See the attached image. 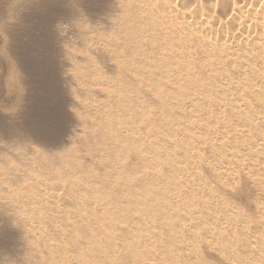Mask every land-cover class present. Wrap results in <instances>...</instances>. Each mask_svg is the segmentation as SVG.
Wrapping results in <instances>:
<instances>
[{
	"label": "bare ground",
	"instance_id": "1",
	"mask_svg": "<svg viewBox=\"0 0 264 264\" xmlns=\"http://www.w3.org/2000/svg\"><path fill=\"white\" fill-rule=\"evenodd\" d=\"M23 1L25 4L28 3L29 5L34 4V2H38L36 0H23ZM46 1H50V0H46ZM46 1L40 0L39 3L43 5L42 3L46 4ZM105 1H103V3ZM109 1L110 3L112 2L111 4L112 6L113 4L115 5L114 7H116L117 10L121 8V10L125 13V14L123 13L124 14L123 16L121 14L120 19L122 22H119L120 21L119 18H118L119 20L116 19L119 22V25H117V27H119L120 29L122 26L123 29L122 28L121 29L124 32L123 33L124 36H122L121 34V37H119V36H115L114 34L113 36L111 34L109 35L107 40L102 39L103 41L106 42L105 45L109 47V48L106 47L107 51H110V53L112 54L117 53L118 55L120 53L121 56L123 55L122 57L125 56V59H127L125 61L118 62V64L115 65V67H118L119 70L121 69V71L122 70L124 71L122 72L124 75H121V77L118 78H116L117 77L116 75L114 77L116 78V80L112 78L113 80H115L114 84L118 82L122 87L124 85V88L129 91L128 95L130 94L133 96V93L132 94L130 93L133 90L134 92L135 90L139 92H143L142 89H144V87L137 86L135 83L131 82L132 77L130 78V76H128L125 73V71L129 69V68L126 69L127 64L134 65L135 63L137 65V62L139 61H140L139 63L142 62L141 64H143L144 62L145 64L144 67L143 66L141 67V64H139L140 66L137 65L138 68L135 66L137 69L136 71H134L133 75L136 74V76H138L136 72H138L139 75L141 74L142 75L141 83L143 84L144 81L145 85L147 86V87L145 86V88L146 89L148 88L150 91L152 90V92L155 95V97L154 96L152 97H154L153 102L155 101V104L158 105V106L155 105V107H158V110L156 111V109H154L156 111L155 113H157L158 115L157 116L155 115L157 118L155 116H151L152 118L148 117V122L154 123L160 120L158 124V127L160 125L159 130L163 131L164 134L166 133L165 137H161L158 134L159 133L158 131L157 134L159 136L153 138L155 148H159V149L160 147H156V145L159 142L156 140L157 143H155L156 142L155 139L157 138L159 140L160 138L161 139L163 138L161 140L162 142H160L159 144L160 145L164 144V147L162 145L164 151L162 149L160 150L164 152L162 154L164 156L162 157L163 158L165 157L164 160L166 161V163L162 164L165 161L162 162L158 160L160 157L159 155L161 154V151L159 150L160 154L159 153H158L159 155L157 154L159 157L157 155L154 156L156 157V160L160 162L159 164H157V166L155 165L152 167L150 165L152 169L154 167H155L154 169H156V170L153 169L154 172L150 173L149 170L150 167H145V166H144L145 168L141 167L142 165H147L148 161L146 164L144 163L147 159L144 160L145 158L142 157V154H138V156L139 157L141 156L142 157L141 159L143 160L141 161L139 158L140 162L144 163L141 164L139 167H141L142 169L148 168L149 172H147V170H145V172L143 173L140 172L142 176L141 175L138 176L140 177L139 180L137 179L131 180L129 179L130 177L126 175L127 179L124 178V182L118 183L117 181L116 183V181H114L115 185H117L115 186V188H121L119 189L120 191L122 190V187L125 186H127V188L130 189L135 186L137 188V186L140 183L142 185L143 183H145V187H146V182L150 179H153L155 181L157 180V182L162 181L163 188L160 187L161 188L160 189L159 186L157 188H154V186L156 185L153 182L154 185L153 183L150 184L151 186L147 184L148 186L145 188L146 190H143L144 185L142 186L140 184L143 187V188L140 187L143 190V191L141 190L140 193H137L138 191H140L139 190L140 188L139 189L137 188L138 191H135V193L137 194H134L135 189L134 190L132 189L133 190L132 195L133 194L137 195V198L135 196L129 197L130 199L131 198L132 199L130 200L128 198L129 199L128 200L126 198L125 201L128 202V203L126 202L127 205L130 204L129 208L136 207L137 205L142 207L141 209H143V211L141 209L138 210L137 209L138 207L135 208L138 211H140L138 212L140 213V215H138L139 217H137L136 215L137 213H134L136 216L130 215L129 214L131 213L130 212L131 209H130L128 216L127 214H124L123 217L126 216L127 217L125 219L122 218L124 220L121 221L120 219L121 217H119V214L117 212L116 214L114 213V215L111 216V218L110 216L104 218L105 219L104 223L103 224L99 223V225L98 224L95 225V228H92L89 224L86 223L82 224L81 223L82 221L80 222L83 225L82 228L81 227L77 228L76 223L73 224L74 222L72 223L70 221L68 222L69 223L68 224L62 221L61 224L69 225L68 227L69 230L65 226L67 232L64 230V228H62L65 231V232L63 231L64 234L67 233L65 234L67 237H65V235L62 236L63 233L61 232L62 231L61 229H60L61 230L60 236H58L59 233H57L58 235L51 236L50 233H48L49 231H52L50 230V228H48L49 231H45V230L42 231L44 233L43 235H45L47 232L49 236L48 237L46 235L48 237L47 238L48 240L44 239V241L49 242L50 239L54 241V238L52 237L58 236L57 241L59 242L57 246L53 245L55 247L54 249L52 248L53 246H51V248L46 247L47 250L42 251L43 254L45 253L46 259H48V261L49 260L55 261L54 260L55 257H58L61 260L65 261L66 260L65 255L69 251H71L73 252L74 255L70 258L75 260L74 262L76 263L74 264H264V0H109ZM36 4L37 3H35L33 6L35 7ZM36 7H37V11L34 12L30 11L32 13L31 14L29 13V15H27L28 17L41 18V16H43V13L42 14L39 13L42 10L41 8L43 7L42 6L40 7L41 10L38 9V6ZM47 7L44 6L45 11L49 10V9L46 10ZM30 8L32 7L30 6ZM46 14L47 12L44 15ZM115 25L116 24H114V22L113 24H111L113 29ZM102 28H105L104 30H106V28L108 29V27H102ZM115 29L118 30L117 28ZM104 30L102 29V31ZM79 32L82 34L85 40L86 38H89V41L91 40L90 39L91 34H94L91 33V30H88L86 27L80 28ZM118 32L119 31H117V33ZM97 33H95V35ZM120 33L121 32H119L118 34L120 35ZM96 47L94 44H92V47L89 48L91 49L93 55L98 50L97 48L99 46L97 48ZM103 49H99V50L104 51ZM87 51L89 50L87 49ZM87 51H86L87 56L85 55L86 57H88V54L90 53V52L88 53ZM102 51L100 52V54L102 53ZM93 55L89 59L93 58L94 57ZM127 56L128 57L131 56V58L128 59ZM105 57L108 56L105 55ZM119 57L116 58L120 59ZM98 58H101L100 55L98 56ZM105 61L106 60H103L101 58V60L99 61L100 66L105 67V63H106ZM89 67L90 66L83 68L81 66L82 69H86V73L88 72ZM101 69L103 68L101 67L100 70ZM132 69L130 66V70L128 71L132 73L131 72ZM133 70H135V68ZM97 71H98V75L96 73L97 77L100 75L99 73H101L100 77L98 78L100 79V81H103L101 82L103 86V83H105L104 78L106 77L104 76L105 73L102 76L103 72L101 71L99 72L98 68ZM94 80H92V82ZM43 81L47 82L48 79L44 76ZM110 86L108 87L110 88ZM122 87H120V89ZM95 88L88 89V91L91 93L95 91L96 94L97 93L100 94V92H103V90H105L107 92L106 95L111 94L110 89L109 90L107 89L108 90L107 91L106 88L101 89V86L99 87V89L98 88L95 89ZM139 94L141 95V93L138 94L136 93L135 95H139ZM133 97L130 96V98L134 99ZM135 98L136 100H139L137 99L138 96L137 97L135 96ZM150 104L152 105L153 103ZM138 106L140 105L138 104ZM187 107H189V109L191 108V110H188ZM135 108L137 109V107ZM149 109L150 108H148V105L143 104L139 107V109L133 111V114H135V120L138 119V117L140 116H144V115L148 116V114L151 112L149 111ZM155 113L154 111L152 112V114ZM12 114L9 113L8 117L12 118L13 116ZM171 114L174 116L175 114L176 115L178 114V116L179 115L180 116L178 118H172L173 116H171ZM180 117L182 118L179 119ZM169 130L175 133V137H173L174 135L173 136L170 135L171 131L169 132ZM149 135L150 134H148V137ZM134 136L135 137L133 138V140L136 143H138L139 138H140L139 143L141 142V140H143L141 139L142 136L139 137L138 135L139 138H136L137 137L136 135ZM132 137L133 135L130 136L131 138L129 139L130 141L132 140ZM126 143L127 141L125 142V145ZM128 144H130L129 141ZM9 146H7V148ZM200 146H202L201 150H200ZM3 147L2 149H5L6 146L4 148ZM10 148L11 151L12 149H14L12 147ZM153 149L154 147L152 148V151ZM156 150L158 149H155V151ZM14 151L16 152V150ZM208 151L210 152L209 154L210 156L206 153ZM5 152L6 151L1 150L0 158L1 156H3ZM137 152L139 151L137 150ZM40 153L41 152L39 151L37 156L26 157L24 156V154H27V152L20 151L19 155L22 158V161L19 159L20 163L23 162L24 165H28L31 163L39 162L41 163L40 166L44 165L46 168L48 167L46 169L47 171L51 167L54 168V165L57 164V162L53 158L51 159L45 154L41 153L44 156L40 155ZM14 154L15 153H13V155ZM6 156L7 155H5V157ZM177 156L178 157L180 156V158L182 156H186L185 164L182 161L183 164L186 165V162L192 163L193 166L195 165L196 169L198 168L196 174L193 173L188 174V176L190 175V177H188L190 179H188L189 181H185L186 184L188 183L187 188L185 190H184L185 185L184 187L181 186V184L183 185V181L179 182V180L181 177L183 176L185 177V175H183L182 173L183 171L185 172L186 168L188 167L182 165V162L180 161L178 162L177 161L178 158H176ZM162 157L160 159H163ZM6 158L3 159L5 162L9 159ZM127 158L128 157H126L125 159ZM150 158H152V156ZM10 160L11 159H9L8 162H10ZM72 160H73L72 158L70 159V161L67 160L68 162L65 160L67 163L66 168L65 165L63 166L60 164V169L61 167H64L65 169L62 168L61 170L58 171L59 169L58 168L56 170L57 173L54 171L56 175L53 174L51 175L59 177V175L61 176L64 172L66 173L68 170L67 168L73 166L75 163L74 162L75 160L73 161V163L71 162ZM127 160H129V158ZM151 160H149L150 163L148 164H151ZM212 160H215L216 162ZM15 162L19 163L17 160ZM59 162L60 161L58 160V163ZM134 162L136 161H133V163ZM10 163L13 164L12 162ZM130 163L131 162H129L128 164ZM0 164L3 165L4 163L2 164L1 161ZM134 164L136 165V163ZM168 164L169 167L167 166ZM13 165L14 167L11 166L10 168H8L7 165L0 167V174L2 176L5 175V177L3 178H1L2 176L0 177V185L2 184L10 185V182L11 183L13 182L12 184L14 186V182L17 183L18 181L20 182V180L22 181L26 177H29L30 179H34L32 181L33 183L30 186L31 181L29 182L26 178V181H28L29 186L32 188L34 183H36L37 186H39L38 183H42L48 179V178L46 180L43 179L44 173L40 172L41 175L43 174V176H41L38 173L40 170L37 172L38 174L35 175L34 173L33 177L30 172L20 175L18 174L19 168H17L15 163ZM115 166L117 167L116 164ZM123 166L125 165L123 164ZM5 167H7L8 169H6ZM139 167L137 166L136 168ZM4 168L7 171H5ZM129 169L131 170L132 167H130ZM3 170L4 172L2 173ZM90 172L91 171H88V173ZM133 172H136L134 171V168H133ZM50 173H52V171ZM91 175L94 176V174ZM39 177L42 178L40 179ZM178 177H180L179 180H176L178 179ZM52 179L50 178L47 181V183L50 180L52 181ZM181 179L183 180V178ZM97 180H99V177ZM75 181L76 180H74L75 186L76 185L79 186L80 185L79 181L76 182ZM135 181H138V183ZM50 182H49L50 188L55 187L56 189V187L60 186L59 182H58L59 184L57 182L56 183L51 182L53 183L54 186L51 185ZM22 183H20L19 187H22L21 185ZM108 183L110 184V181L109 182L105 181L103 188H105V186L107 188ZM18 184L19 183L15 185L18 186ZM25 184H27V182H25L23 185L25 186ZM101 185H103V181ZM113 185L111 181V185H110L112 186L111 188H114ZM180 186L183 187V190L185 191V193L183 191L184 193L183 195H179V192L182 191L181 190L178 192ZM19 187L18 188H16L15 186L13 187L16 188L17 190L16 189L12 190V188L11 189L5 188L4 190L1 189L2 193L0 196H2L3 194L4 199L6 197L7 199L9 198L12 201L10 203L6 201L7 203H9L7 205L2 204L3 207L1 209L3 211H7L8 210L7 208L13 205L16 210L21 209L20 211H22L23 206L26 205L25 203H28V205L29 203L32 204L30 205L31 207L30 206L28 207L32 208V210L34 209L32 206L36 201L34 202L32 199L30 200L29 198L30 196L26 192H23L24 191L23 188L20 190ZM38 188L41 187H37L36 189ZM127 188L126 191L122 190L123 192L120 191L118 192L124 193V195H128L127 191L129 193V189ZM27 189L29 190V188ZM33 189L34 191H36L35 188ZM38 190L36 191V193L33 194H39L38 197H42L44 194L41 196L40 193H37ZM95 190L97 189L95 188ZM97 191L92 190V192L94 193H96ZM171 192L173 193L175 192L176 194L178 192L176 196V198H179L178 201L174 202V200L172 199L173 196L175 195H173L172 198H169L170 197L169 194H171ZM100 193L101 191L97 194L99 195ZM202 193L207 194V197L202 198L201 196ZM103 194H104V190L102 195ZM53 195L55 196L54 193ZM129 195L132 196L131 193ZM34 196L37 197V195ZM106 196L108 195L106 194ZM106 196L104 194V196L99 195L96 196L97 198L96 197L93 198H96L97 200L99 199L101 201L100 204L106 206L107 208L108 207L107 205H109L110 202L111 203L113 202L114 199L112 201L111 199L114 196L111 197L109 196L106 197ZM157 196H163V198L167 200L164 199L165 202H163L164 201L163 200L162 201L163 203L161 202L157 203L156 201L157 199L154 200V197ZM48 197L46 198L49 200ZM46 198H44L46 201L43 203H45L46 206L45 209L47 211L48 210L47 208L50 206L51 209L52 205L50 204L51 200L49 203V201ZM33 199L35 198L33 197ZM116 199L119 202L118 204L125 203L123 202L124 201L123 199H122L123 201L121 199H120L121 201H119V197L117 196ZM42 201L43 200H41L40 203ZM47 201L50 205L48 204L46 205ZM40 203L38 200V204ZM2 205L0 204V206ZM34 205H37V202ZM113 206L111 207L113 208ZM24 207L28 208L26 206ZM38 207H36V209ZM43 207L42 209H44ZM115 207H117V204H115ZM45 209L42 211H45ZM30 210L29 212H31ZM34 210L32 211L33 213L32 212L30 213L31 218L32 216L35 215ZM68 210L65 209L64 211L66 212ZM127 210L128 209H126L125 211L126 213L128 212ZM38 211H40V209ZM114 211H116V209ZM18 212L19 211H17V213ZM40 212L38 214L39 217L42 214V212L41 213ZM63 212H61V215H63V217H65L66 220V217L68 216L67 215L65 216L64 215L65 212L64 213ZM68 213L69 212H67V214ZM102 213L104 215L105 211ZM70 214L71 211L69 215ZM147 214L151 215V216L149 215L152 218L151 220L148 219L149 217H147ZM14 215L17 216L16 213ZM44 215L46 216V214ZM103 215L101 217H103ZM116 215L120 219V221H117V218L115 217ZM38 216L36 217L39 220ZM106 216H108V214H106ZM11 217L13 219V216ZM42 217L43 216H41V219L44 220V218ZM47 217L46 219H49ZM15 218H18V216ZM15 218L13 219L14 221ZM70 218H67V220L68 219L70 220ZM12 219L11 221H13ZM53 219H51L50 221L53 222L52 221ZM9 221L7 222L8 224ZM44 221L40 222V224L41 223L45 224ZM86 221L87 220H84V222ZM130 222L136 223L135 226L128 228L131 225H133V224H131L130 226L126 225L127 223L130 224ZM10 225L12 226L13 224ZM17 225L18 223L16 224V226L13 227L16 228ZM50 225H52V223H50ZM47 226H44L43 229H47L46 228ZM7 228H9V225L7 226ZM18 229L20 228L18 227ZM30 229L31 232L33 233L35 232V230H33L32 227ZM58 229L55 228V230ZM23 232L25 231L23 230ZM25 233L27 234V232ZM28 233L29 235L31 234L30 231ZM6 235H4V237ZM52 235H54L53 232ZM16 236L18 237L19 235ZM61 236L63 238L59 239V237ZM2 237L1 239L4 238ZM67 238L68 239L70 238V240L67 241ZM119 240L120 242L122 241V243H120ZM57 241H55V243H57ZM32 243H30L29 241L28 246L30 247ZM50 243L52 244V242ZM65 243L70 244V246L68 244L69 248L68 246H66L67 244ZM31 246L33 247L35 245H31ZM42 250L44 249L42 248ZM71 252H69L70 255ZM119 252L121 253L119 254ZM40 253L37 255L41 256ZM60 259L58 260L59 262L61 261ZM41 261L43 260L41 259ZM63 261H61V264L63 263ZM50 264H53V262L52 263L50 262ZM54 264L56 263L54 262Z\"/></svg>",
	"mask_w": 264,
	"mask_h": 264
},
{
	"label": "rangeland",
	"instance_id": "2",
	"mask_svg": "<svg viewBox=\"0 0 264 264\" xmlns=\"http://www.w3.org/2000/svg\"><path fill=\"white\" fill-rule=\"evenodd\" d=\"M36 1H38V2H34V4L37 3L34 7L33 6L34 4L29 5L28 3H26L27 4L26 5L23 0H0V120H1L0 121V147H1V150L6 151L3 154L4 157L1 156L2 159L0 158L1 159L0 162L2 161V164L4 163L3 165L0 164V167L1 166L3 167L4 165H7L8 168H10L11 166L14 167L13 164L15 163L17 168H19L18 174H20V175L30 172L32 177H33L34 173H35V175L38 173L41 175V173L43 172L44 173L43 179L44 180H46L47 178L48 179L46 181L43 180L44 182H46V183L42 182L44 184L38 183L39 186H37V184L34 183V185H36V186L33 185L32 188L30 186L33 183L32 181L34 179H30L29 177H26V178L29 182L31 181L30 186L28 184V181H26L25 177H24L25 178L24 180H22V181L20 180V182L19 181L17 182V183H19L18 186L15 185L17 183L14 182V186L16 188H18L20 183L23 182L21 184L22 187H19L20 190L23 188V186H24L23 184L25 182H27V184H25V186L23 188L24 191L23 190L22 191L26 192L30 196L29 197L30 200L32 199L34 202L35 201L37 202V205H34L36 202L34 203L32 201L34 203L32 207L35 209V210L33 209L35 215L34 214H32V215H34L35 217L32 216V218H31L30 213L33 210H32V208H30L31 207L30 205H32L30 203H29V205H28V203H25L26 205H24V206H26V207L30 206V207L25 208L23 206L22 211H20L21 209L16 210L14 208V205L7 208L8 209L7 211H3L1 209L3 207V205H7L12 201L9 198L7 199L6 197L4 199L3 194H2V196H0V198H1L0 204L1 205L3 204L2 206H0V264H34V261H35V264H37V262H38V264H40V262H41V264H44V263L50 264V262L51 263L53 262V264H54V262L56 264H59V263L61 264V261H63V260H61L58 257H55V259H54L55 261L49 260L50 261L49 262L48 259H46L45 253L43 254L42 251L47 250V248H49V247L51 248V246H53V245L57 246L59 244V242L57 241V238H58V236H60L61 230H62L61 232L63 233L62 236L67 234V233L64 234V232L66 231L65 226H66V228H68L69 225L61 224L62 221H64L65 223H68L70 221L72 223L74 222L73 224L76 223L77 228H79V227L82 228L83 227L82 224H84V223L89 224L92 228H95V225H97V224L99 225V223L100 224L104 223V221H105L104 218H107L109 216L111 218V216H113L114 213L116 214L117 212L119 214V217H121L120 218L121 221L124 220L128 216L130 209H131V211H130L131 213H129L130 215L134 216L135 215L134 213H137L136 215H137V217H139L138 215H140V213H138V212H140V211H138V210L141 209L142 207L137 205L136 207H138L137 208L138 210L135 209L136 207H133V208L130 207L129 208L130 204L127 205L128 202L125 201L126 198L128 199L129 197H134V196L137 198V195H134V194L140 193L143 187H144L143 190H146L145 188L148 185L151 186L150 184L153 182L156 185V186H154V188H157L158 186H159V188L160 187L163 188L162 181L157 182V180L155 181L153 179H150L146 182V187H145V183H143L144 186L140 183L143 186L142 187L140 184L137 186L138 189L140 187H142L139 189L140 191L137 190L136 186L131 188V189L127 188V186L122 187L123 191L124 190L126 191V188L129 189V193L127 191L128 195H124V193H120V192H123L122 190L121 191L119 190L121 188H115V186H117V185H115L114 181H116V183H117V181H118V183H122V182H124V178L127 179L126 175H128V177H130L129 179H131V180L132 179L133 180L134 179L139 180L140 177H138V176L141 175L140 172L143 173V172H145V170H147V172H149L148 168L142 169L141 167L145 166V167L151 168V166L152 167L155 165L157 166V164H159L160 161H162V162L165 161L164 160L165 157L164 158L162 157V156H164V155H162L164 153L163 152L164 151V149H163L164 144L161 143L163 145V147H162V145L159 144L160 142H162L161 140L163 138L161 139L159 137L160 141L157 138L155 139V141L157 140L159 142L156 145V147H160V149H162L163 151H161L159 148H155L153 138L158 137L159 135L161 137H165L166 133L164 134L163 131L159 130L160 125L158 127V124H159L160 120L156 121L157 123L152 122L153 125H152V123L148 122V117L158 115L157 113H155L158 110V107H155V105H156L155 101L153 102L155 95L152 92V90L150 91L147 88L151 92V94H152L151 95L150 92L145 88L146 85H145L144 81H143V84L141 83L142 82L141 81V79H142L141 74L139 75V73L136 72L138 76H136V74L133 75L134 71H136V69L138 68L137 65L140 66L139 64H141L142 62L139 63L140 61L139 62L136 61L137 65L135 63H134V65H132V64L128 65L127 64L126 69L129 68L128 70H130V66H131V69L135 68V70L132 69V71H131L132 73H130L127 70L130 74L127 71H125V73L128 76H130V78L132 77L131 82L135 83L137 86H140V87L143 86L144 89H142V91L145 92L146 94L143 92H139L137 90H135V92H134V90H133L132 92H130L131 94L133 93V96H134L133 97L130 94L128 95L129 91L124 88L123 84H122L123 87L118 82L114 84V81L116 80V78L121 77V75H124L122 73L124 71L123 70L121 71V69L119 70V68L115 67V65H117L118 62L125 61L127 59H125V56L122 57L123 55L121 56L120 53L118 55L117 53L112 54V53H110V51H107V48H109V47H107L105 45L106 42L103 40L104 39L107 40L109 35H111V34L112 35L114 34L115 36H119V37H121V34H122V36H124V34H123L124 32L122 31V29H123L122 26H121L122 29L120 28L121 29L120 30L119 27H117V25H119V22H122L120 19L121 14L123 16L125 13L121 10V8L117 10V8L114 7L115 6L114 4L112 6L111 5L112 2L110 3L109 0L108 1L107 0L106 1L105 0H61L62 2L60 0H50V1L45 0L46 4H44L42 2L41 3L45 7H47V6L49 7V8L48 7L46 8V10L49 9L48 11H45L44 6L39 3L40 0H36ZM103 1H105V2L103 3ZM49 2H52V3H49ZM54 2H56V3H54ZM30 6L32 8H30ZM36 6H38V9H40L41 6L43 7V8H41L42 10L40 9L41 12H39L41 14L43 13V16H41V18L28 17L27 15H29V13L31 14L32 12L37 11ZM50 6H52V7H50ZM30 11H32V12H30ZM46 12H47V14L44 15ZM118 18L120 19L119 22L117 21V20H119ZM113 22H114V24H116L115 25L116 27L114 26V29L112 27L113 25L111 26V24H113ZM108 24H110V25H108ZM109 26L111 27V29ZM83 27H86L88 30H91V33H94V34H91V38H90L91 40L90 41H89V38H86V40H85V38L79 32L80 28H83ZM102 27H108V29L106 28V30H104L105 28H102ZM115 28H117L118 30H116ZM102 29L104 31H102ZM117 31L121 32L120 35L118 34L119 32L117 33ZM95 33H97V34L95 35ZM92 35L95 37H93ZM97 36H98V38H97ZM87 39H88V41H87ZM100 42H102V43H100ZM92 44H94L95 47L99 46L98 48L96 47L98 50L103 49L105 46V48L103 49L104 51H102V50L98 51L97 50L95 52L96 54L94 53V55H93V53L91 52V49H89L92 47ZM88 46H90V47H88ZM100 47H102V48H100ZM87 49L89 51H87ZM86 51L88 53L90 52L92 54L89 53L88 57H86L87 56ZM101 51H102L101 54H103V55L100 54ZM116 54H117V56H116ZM92 55L94 57L89 59L90 57H92ZM97 55L98 56L100 55V57L103 60H106L105 62L107 63V65L105 63V67L100 66L99 61L101 60V58H98ZM105 55L108 57H105ZM116 57H119L120 59H118ZM112 58H113V60H112ZM129 58H131V56L128 57V59ZM96 64H97V66H96ZM81 66L83 68L90 66L89 67L90 69L88 68V72L86 73V69H82ZM132 66H134V67H132ZM142 66L143 67L145 66L144 62H143V64H141V67ZM101 67L103 69L100 70ZM97 68L99 69V72L100 71L103 72L102 76L105 73L104 76H106V77L104 79L105 80L107 79V80L106 81L104 80L105 83H103V86L101 83L103 81H100V79L98 78V77H100L101 73H99L100 75L97 77V75H98ZM118 72H119V74H118ZM44 73H46L47 75ZM96 73H97V75H96ZM116 75H117V77L114 78ZM44 76L48 79L47 82L43 81ZM111 76H113V77H111ZM94 78H95V80H94ZM96 78H98V79H96ZM112 78L115 80H113ZM89 79L91 82L89 81ZM128 79H129V77H128ZM92 80H94V81L92 82ZM96 80H98V81H96ZM107 81L109 82V84L111 86L108 84ZM106 83H107V85H106ZM97 84H99V85H97ZM89 86H90V88H89ZM98 86L99 87L101 86V89H105V88H106V90L110 89L111 94L106 95L107 92L105 90H103V92H100V94L99 93L96 94L95 91L94 92L92 91L94 94L88 91V89H94L95 87H96L95 89H97V88L99 89ZM108 86H110V88ZM91 87H93V88H91ZM120 87H122V88L120 89ZM115 91H117V92H115ZM115 93H116V95H115ZM136 93L137 94L141 93V95L140 94H139L140 96L135 95ZM147 93H149V94H147ZM130 96L133 97L134 99L130 98ZM135 96L136 97L138 96L137 99H139L140 101L136 100ZM152 96H154V97H152ZM146 98H147V100H146ZM134 102H136V103H134ZM145 102H147V103H145ZM137 103L140 106L143 104L148 105V108H150L149 111H151L149 113L150 115L148 114V116L147 115L140 116L142 118L138 117V119L135 120V114H133V111L139 109V107H140V106H138ZM148 103L149 104L153 103V104L149 105ZM156 106H158V105H156ZM135 107H137V109ZM187 108H188V110H191V108L190 109H189V107H187ZM154 109H156V111ZM153 111L155 114H152ZM9 113L10 114L13 113L12 118L8 117ZM146 116H147V119H146ZM171 116H173L172 118H178L180 115L178 116V114L177 115L175 114V116H174L171 114ZM181 118L182 117H180L179 119H181ZM130 119H131V121H130ZM136 125H137V127H136ZM146 125H148V126H146ZM154 131H156V132H154ZM158 131H159V133H158L159 135L157 134ZM170 131L171 130H169V132ZM161 132H162V134H161ZM148 134H150L149 137H148ZM125 135H127V136H125ZM129 135L130 136L133 135L131 141L129 140V139H131ZM134 135L137 136L136 138H139L140 136H142L141 139H143V140H141V142L139 143V141H140V138H139L138 139L139 144L136 143L133 140V138L135 137ZM138 135H139V137H138ZM170 135H172V136L174 135L173 137H175V133L172 131L170 132ZM150 136H151V138H150ZM176 136H178V135H176ZM178 137H180V136H178ZM148 138H150V139H148ZM125 139L127 141L126 145H125V142H126ZM128 141L130 144H128ZM133 141H134V143H133ZM157 141L155 143H157ZM3 146L4 147L6 146L5 149L7 148V146H9L8 147L9 149L8 148L6 150L2 149ZM10 147H12L14 149H12V151H11ZM153 147H154V149L152 151ZM139 148H141V149H139ZM155 149H158V150H156L157 152L155 151ZM201 149H202V146H200V150ZM1 150H0V152H1ZM14 150H16V152L17 151L18 152L16 153ZM38 150L42 154H45L46 156L50 157L51 159L53 158L57 162V164L54 165V168L51 167L53 170L51 168H49V170L47 171L46 169L48 167L46 168L44 165H43L44 167L42 165L40 166L41 163H39V162L38 163H31V164L27 163L28 165H24L23 162L20 163V160L22 161V158L19 155L20 151L27 152V154H24V156H26V157L27 156L33 157V156L38 155V153H39ZM137 150L139 152H137ZM159 150L161 151V154H160ZM36 151H37V154H36ZM13 153H15V154L13 155ZM41 153H40V155H42ZM206 153L208 155L210 154L209 151ZM138 154H142V157L145 158V159L143 158L144 160L147 159L144 162L145 164L147 163V161H148V163H150L149 160L152 159L151 164L147 163L148 166L142 165L141 167H139L141 164H144V163L140 162V160L141 161H143V160L141 159L142 158L141 156L140 157L138 156ZM5 155H7L6 156L7 158H9L11 156L9 159L14 160V161L10 160V162H12L13 164L8 162L9 159L6 162L3 160L4 158H6ZM8 155H9V157H8ZM154 155L155 156L157 155L159 157L158 160H160V161H157L156 157ZM42 156H44V155H42ZM151 156H152V158H150ZM126 157H128L129 160H127L128 158L125 159ZM161 157L163 159H160ZM59 158L63 159L64 161L60 160ZM71 158L73 159L71 161L72 163L75 160L74 165L67 168L68 169L67 172L66 173L64 172L61 175L62 177L60 175H59V177L53 176V175H56L55 172L57 173L56 170L58 168H59L58 171L61 170L62 168H64V167H61V169H60V164L63 166L65 165V168H66V164H67L66 161L67 160L70 161ZM139 158H140V160H139ZM176 158L179 159L180 156L179 157L177 156ZM120 159H122V160H120ZM178 159H177L178 162L183 161L185 164L186 156H182L180 158L182 160H180V159L178 160ZM16 160L19 163L15 162ZM58 160L60 161L59 163H58ZM61 161H62V163H61ZM133 161H136V162H134V163H136V165L133 163ZM212 161L216 162L215 160H212ZM129 162H131L132 164L131 163H130L131 165L128 164ZM137 162H139V163H137ZM183 162H182V165H184ZM164 163H166V161L163 162L162 164H164ZM34 164H36V165H34ZM115 164L117 165V167L115 166ZM123 164L126 166V168H125V166H123ZM191 165H192V163L186 162V165H184V166L188 167V168H186L185 172L183 171V173H182L183 175H185V177L184 176L181 177V178H183V180L180 177H178V179H176V180H179V178H180L179 182L183 181V185L181 184V186L184 187V185H185L184 190L187 188V184H188V183L186 184L185 181H189L188 179H190V178H188V177H190V175L188 176V174H192V173L196 174L198 171L197 170L198 168L196 169L195 165L194 166L193 165L191 166ZM127 166L129 168L132 167V169L130 170ZM135 166L136 167L138 166L140 169L136 168ZM161 166H159V167H161ZM167 166L169 167V164ZM7 167H5V168L8 169ZM192 167H193V170H196V171H193ZM133 168H134V171H136V172H133ZM150 168H149L150 173L154 172L153 169L155 167L153 169L151 168L152 170ZM6 169H5V171H7ZM138 169H139V171H138ZM154 170H156V169H154ZM49 171L50 172L52 171V173H50ZM88 171H91L90 173L94 174V176L91 175L90 173H88ZM3 172H4V170L2 171V173ZM187 172H189V173H187ZM51 174H53V175H51ZM182 174H181V176H182ZM1 176L2 175L0 174V177ZM41 176H43V174ZM186 176H187V179H186ZM3 177H5V175H3L1 178H3ZM98 177H99V180H97ZM122 177H123V179H122ZM50 178L51 179L54 178V179H52V181L51 180L50 181L53 183L59 182L60 186L56 187V189H55V187L50 188L49 187L50 181L47 183V181ZM121 179H122V181H121ZM74 180L79 181L80 185L79 186L76 185L77 186L76 187L74 184ZM102 181H103V185H101ZM105 181H108V182L110 181V184L109 183L107 184V188H106V186H105V188H103ZM111 181H112V185L114 184L113 187L115 189L111 188L112 187V186H110ZM149 181H150V183H149ZM135 182L138 183V181H135ZM12 183L10 182V185L9 184L0 185L1 186L0 187V195L2 193L1 189L4 190L5 188H10L11 185L13 186ZM53 183H51V185H53ZM154 183H153V185H154ZM63 185H65L67 187H65ZM2 186H3V188H2ZM12 186H11L12 190L16 189V188H13L14 186L13 187ZM181 186L179 188L180 190L178 189V192L182 190L181 192H179V195H183L185 193V191L183 190V187H181ZM37 187H41V188H38L41 190L36 189ZM94 187L98 191L95 190ZM97 187H99V188H97ZM25 188L26 189L29 188V190L28 189L26 190ZM33 188H35L36 191L38 190L37 193H40L41 196L43 194L44 195L42 197H38L39 194H33V193H36V191H34ZM45 189H47L48 192ZM132 189L133 190L135 189L133 195H132V193H133ZM92 190L97 191V192L94 193V192H92ZM103 190H104L105 196H106V194L109 197L114 196L111 199V201L114 199L113 202L112 203L110 202L109 205H107L108 206L107 208H109V209H107L106 206L100 204L101 201L99 199L98 200L96 199L97 198L96 196H99V195L104 196V194L102 195ZM31 191H33V192H31ZM40 191L42 192V194ZM100 191H101V193L98 195L97 193H99ZM118 191H120V192H118ZM135 191H138V192L135 193ZM183 191H184V193H183ZM178 192H177V194H178ZM31 193L33 194V196ZM53 193L55 194V196L53 195ZM130 193L132 196L129 195ZM95 194H96V196H95ZM125 194H126V192H125ZM177 194L175 192L174 193L171 192V194H169L170 195L169 198H172V196L175 195V196H173L172 199L174 200V202H176L179 199V198H176ZM34 195H37V197ZM48 196H50V197H48ZM71 196H72V198H71ZM108 196H106V197H108ZM116 196L119 197V201H121L123 199L124 201L123 200L122 201L125 203L127 202V203L126 204L125 203L124 204H121V203L118 204L119 202L117 200L118 198L116 199ZM201 196H202V198H205V197H207V194L202 193ZM33 197L35 199H33ZM46 197H48L49 200ZM93 197H96V198H93ZM44 198H46L49 201V203L51 200L50 204L52 205V208L50 209V206L47 208L50 211H48V210L46 211V209H45L46 206H45V203H43V202H45L46 200ZM174 198H176V199H174ZM36 199L39 200V203L41 200H43V201L40 204H38V200H36ZM93 199H95V200H93ZM164 199L165 198H163V196L154 197V200H156L157 203L158 202L163 203V202H165V200H167V199H165V200ZM6 201L9 203H7ZM48 201L46 202V205L47 204L50 205L48 203ZM53 204H55V205H53ZM110 204H112V205H110ZM115 204H117V207H115ZM43 205H44V207H43ZM35 206L36 207L39 206L38 208L42 212L40 217L38 216L40 211H38L39 209L38 208L36 209ZM54 206H55V208H54ZM111 206H113V208ZM42 207L45 209V211H42V210H44V209H42ZM23 209L25 211H28V212H25ZM65 209H67V210L71 209V210H68L65 212L64 211ZM112 209H114V210L116 209V211H114ZM126 209H128L127 213L125 212ZM29 210L31 212H29ZM141 210L143 211V209H141ZM17 211H19L20 213L18 212L19 213L18 214ZM51 211H54V212H51ZM70 211H71V214L69 215ZM104 211H105V213H104L105 216L102 213ZM43 212H44V214H46V216L43 214ZM46 212H49V213H46ZM61 212H63L65 216L66 215L68 216V217H66V220H65V217H63V215H61ZM67 212H69V213L67 214ZM15 213H16V215L18 214L17 215L18 218L21 217L20 219L22 221L18 218H15V217H17L14 215ZM110 213H111V215H110ZM142 213H144V212H142ZM106 214H108V216H106ZM124 214H127V216L125 215L126 217H123ZM19 215H20V217H19ZM102 215H103V217H101ZM117 215L115 217L117 218V221H120V219L117 217ZM149 215L150 214H147V217H149L148 219L151 220L152 219L150 217L151 215L150 216ZM11 216H13V219L15 218V221L12 219ZM36 216H38L39 220L37 219ZM41 216H43L42 218H44L45 221L43 219H41ZM47 216H50V217H47ZM46 217L49 219H46ZM78 217H79V219L81 217V219L79 220ZM61 218H62V220H61ZM67 218H70V220L68 219L69 220L68 221ZM96 218H98V219H96ZM122 218H124V219H122ZM11 219L14 222L18 223V225L16 227L17 229L15 227H13V226H16L17 223H14L13 221H11ZM32 219H34V220H32ZM40 219L42 221H44L45 224H43V223L40 224V222H42ZM51 219H53L52 220L53 222L50 221ZM77 219L79 220V222ZM30 220H31V223H30ZM36 220H38V221H36ZM84 220H87V221L84 222ZM8 221H9V224L7 223ZM49 222L52 223V225H50ZM5 224L7 226L9 225V228H7V226ZM10 224H13V225L11 226ZM42 224L44 226L48 225L46 228L47 229L50 228V230H52V231H49V229L48 230L43 229L44 226ZM53 224H54V226H53ZM131 224H133V225H131ZM135 224L136 223H134V222H130V224L127 223L126 225L127 226L131 225L130 227H128V228H131V227H134ZM4 226H6V227H4ZM18 227L21 230L18 229ZM31 227L33 228V230H35L34 233H36V234L31 232V229H30ZM55 228L56 229L59 228V229L55 230ZM62 228H64L65 231ZM10 229H12V230H10ZM36 229H37V231H36ZM53 229H54V231H53ZM16 230H17V233H19V232L20 233L17 234ZM23 230L25 232H27V234L25 232H23ZM44 230L49 231L48 233H50L51 236L58 235L57 233H59V235L57 237H52V238H54V241H52V239H50L49 242L44 241V239L48 240L47 238L49 237L47 232L45 235H43L44 233L42 231H44ZM68 230H69V228H68ZM29 231L31 233L30 235L28 233ZM13 232H14V235H13ZM52 232L54 235H52ZM6 233H7V235H6ZM10 234L13 236H11ZM15 234L19 235V236L17 237ZM20 234H21V236H20ZM4 235H6V236L4 237ZM32 235H33V237H32ZM62 236L59 237V239L60 238L62 239L63 238ZM1 237L3 239H1ZM10 237H12V238H10ZM30 237H31V239H30ZM65 237H67V236L65 235ZM32 239L34 240V242H36V243L38 242L37 243L38 245L36 243H34ZM69 240H70V238L69 239L67 238V241H69ZM29 241H30V243L33 242L31 245H35V246H33L34 248L31 245H30V247L28 246ZM55 241H57V243H55ZM46 242H47V244H46ZM50 242H52V244ZM119 242H120V240H119ZM120 243H122V241ZM65 244H67L66 246H68L69 243H65ZM45 245H47V246H45ZM38 246H40L41 248ZM54 246L52 247L53 249L55 248ZM69 246H70V244H69ZM69 246H68V248H69ZM24 247H26L27 249ZM42 248L44 250H42ZM32 250H34V251H32ZM119 251H121V250H119ZM69 252H71V251H69ZM69 252L65 255L66 256L65 257L66 262L63 261V263H65V264L76 263V262H74L75 260L70 258L74 255L73 252H71V255L69 254ZM39 253L42 257L37 255ZM120 253L121 252H119V254ZM122 253H123V250H122ZM43 257H44V259H43ZM68 258H70V259H68ZM36 259H39V260H36ZM41 259L43 261H41ZM59 259L61 260L60 262L58 261ZM67 261H68V263H67Z\"/></svg>",
	"mask_w": 264,
	"mask_h": 264
}]
</instances>
